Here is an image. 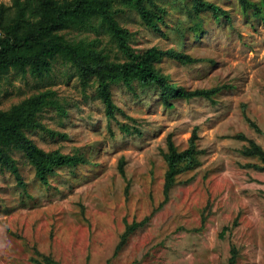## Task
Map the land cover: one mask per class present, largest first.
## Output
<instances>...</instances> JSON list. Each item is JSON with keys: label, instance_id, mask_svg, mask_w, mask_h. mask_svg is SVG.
Wrapping results in <instances>:
<instances>
[{"label": "rangeland", "instance_id": "374dc122", "mask_svg": "<svg viewBox=\"0 0 264 264\" xmlns=\"http://www.w3.org/2000/svg\"><path fill=\"white\" fill-rule=\"evenodd\" d=\"M153 1L160 11L145 4L161 16L156 27L113 0L128 48L186 56H162L156 68L185 92L209 93L173 95L169 107L157 86L112 84L109 119L95 78L83 86L59 56L42 78L28 68L1 75L0 111L52 92L61 110L45 108L44 129L25 133L44 151L83 162L55 168L45 185L9 149L22 184L0 165V264H264V163L246 153L264 151V14L245 13L239 0H202L229 16L216 20L210 9L195 13L193 0ZM60 35L93 43L113 63L128 60L100 19ZM192 136L196 164L180 163L165 193L169 140L183 152Z\"/></svg>", "mask_w": 264, "mask_h": 264}, {"label": "trees", "instance_id": "16d2710c", "mask_svg": "<svg viewBox=\"0 0 264 264\" xmlns=\"http://www.w3.org/2000/svg\"><path fill=\"white\" fill-rule=\"evenodd\" d=\"M245 13L256 16L264 14V0L255 3L252 0H239ZM113 0H13L10 6L0 7V76L10 69L23 72L28 71L42 78L50 71L51 60L61 57L71 64L83 84L87 86L92 77L97 83V96L102 100L106 116L114 117L115 106L112 100L111 85L123 83L131 87L133 81L143 86H157L160 88L162 102L172 107L170 98L173 95L190 98L204 96L206 90L185 92L174 84H170L157 68L162 56L174 57L182 62L188 58L172 50L162 52L156 48H149L141 53L132 52L125 41L127 30L121 28L113 17ZM133 7L146 24L156 27V21L161 22V16L151 11L146 4L156 10L160 8L153 0H122ZM195 13L210 9L216 20L222 17L229 19L220 6L202 0H193ZM94 19H100L107 33L119 41V49L125 53L128 60L113 63L106 54L97 50L93 43L69 41L60 35L68 29L90 28ZM96 41V40H95ZM52 92H42L24 100L9 111H0V165L12 172L18 183L22 184L15 160L9 153L10 148H16L27 158L34 167L35 174L42 184L48 183V178L55 173V168L82 163L77 156L62 154L58 150L44 151L37 147L26 135V130L44 129L39 121V114L47 107L54 105L61 110L56 100L49 96ZM127 130V128L125 129ZM170 152L165 155L168 164L166 173L165 193L173 185L175 176L182 170L180 163H185L191 169L196 164L194 150V136L190 139V147L179 152L169 140ZM248 155H256L264 163V151L258 146L247 150ZM120 172L124 174L123 165ZM137 227V224L128 226L122 235L121 246L127 236Z\"/></svg>", "mask_w": 264, "mask_h": 264}]
</instances>
